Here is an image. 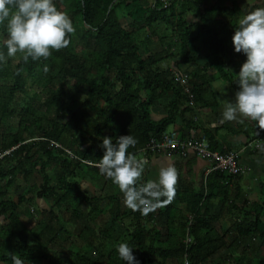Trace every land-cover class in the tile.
I'll use <instances>...</instances> for the list:
<instances>
[{
  "label": "trees",
  "instance_id": "trees-1",
  "mask_svg": "<svg viewBox=\"0 0 264 264\" xmlns=\"http://www.w3.org/2000/svg\"><path fill=\"white\" fill-rule=\"evenodd\" d=\"M204 2L56 0L57 6L70 15L74 27L85 28L76 36L88 55L78 52L74 32L69 34L66 47L53 50L46 59L29 58L25 62L23 54L18 53L0 66V264H11L8 252H17L26 264H123L117 252V245L123 241L134 247L140 264H165L174 258L183 262L185 257L190 264H205L225 246L223 238L213 231L215 218L208 213L212 200L227 201L229 184L237 177L213 171L196 191L176 166L179 177L174 198L146 215L130 208L122 210L116 196L108 198L109 205L102 207L103 198L90 197L80 186L84 176L107 178L95 166L103 155L104 136L115 140L130 133L138 143L129 151L147 156L151 152L146 147L151 142L161 143L168 128L184 112L213 106V99L205 101L209 83L199 71L187 73L194 95L193 105L188 106V97L183 87L174 82L172 71L161 67L165 61L175 57L183 64H191L200 56L201 48L207 53L205 67L214 69L218 77H227L236 87L237 80L224 71L234 58L230 38L236 25L231 27L228 38L222 37L221 28L211 25L210 20L223 13L211 7L200 14ZM188 14L200 21L188 22ZM122 18L129 23L122 24ZM161 26L165 33L160 32ZM142 33L146 35L140 39ZM152 39L161 50L150 49ZM53 82H58L59 87L50 88ZM35 89L45 93L39 103ZM169 96L172 100L165 108V117L154 121L152 108ZM56 110L65 114L67 121L52 117ZM120 117L122 124L115 129ZM256 132V137H263L262 129ZM202 133L211 149L217 150L212 132ZM50 165L58 169L55 176L49 171ZM33 175L39 177L40 184L20 193L15 201L10 198V194L22 189L18 179L28 182ZM145 175L146 171L142 181H146ZM41 200L49 201L50 206L42 209L40 216L33 211V228L24 226L22 208L35 209ZM229 204V209L236 206ZM82 206L87 210L88 225L108 212L109 227H98V243L91 238L83 247L70 244L62 254L56 249L62 248L60 241L65 238L70 241L68 223L84 218ZM253 208L257 211L256 222L247 221L246 215L235 222L240 239L252 235L261 225L259 217L264 207ZM116 223L124 226V233L105 252L104 241L111 240L108 232ZM91 251L98 254V259L89 255Z\"/></svg>",
  "mask_w": 264,
  "mask_h": 264
},
{
  "label": "crops",
  "instance_id": "crops-1",
  "mask_svg": "<svg viewBox=\"0 0 264 264\" xmlns=\"http://www.w3.org/2000/svg\"><path fill=\"white\" fill-rule=\"evenodd\" d=\"M262 2H264V0H205L204 5L200 8V14L203 13L204 8L211 7L217 8V13H223L222 16H213L210 20V24L221 28V36L228 38L231 27L237 25L238 17L255 7L261 6ZM235 12L239 14L236 15ZM225 13L228 15H224ZM187 20L188 22L198 23L200 18L188 14ZM121 22L122 24L123 22H125L124 24L129 23L127 19L123 18ZM162 31L163 27L161 26L160 32ZM232 33L233 32H231V34ZM155 42L156 39L151 40V43ZM230 42V45L233 47L232 38H230ZM166 43H168V41H166ZM156 45L160 46L158 43H156ZM198 53L200 56L191 64H183L180 59L176 58L177 60L171 65L170 71H172V73H188L184 69L180 70L177 65H184L186 70H190L191 72L199 71V74L204 76L205 81L209 83L207 93L204 94L205 101L210 102L213 99L214 102H211L213 106L196 108L195 110L184 112V114L178 117L175 123L168 128L167 133L175 132L179 138L188 139L195 137L205 138L202 132L210 131L214 136L218 151H242L244 145L257 138L256 123L247 119H244L243 122L222 120L223 105L221 101L222 99H233L238 89V84L236 87H232L227 77H225L226 79H223L221 76L218 77L219 73L214 69L209 67L206 68V51L200 48ZM237 55V52H234V58L229 64L225 65L224 69L225 72H229L236 80H238L237 74L240 66L245 60L244 54L240 56ZM166 62L167 61L164 63ZM163 64L161 65L162 68H169ZM233 78L232 81H234ZM171 100L172 97L169 96L152 108L151 117L154 121L161 120L165 117V108ZM168 155H171L175 165L179 166L180 174L186 183H192L196 191L200 189L202 184L205 185L206 178L211 173V165L209 162L194 156L190 152L184 153L183 155L159 153L146 156L142 153L138 154V156L143 157L147 162L145 168L146 180L156 177L159 167L164 166L168 162ZM239 164L245 169V173L238 176L233 180V183L229 184L231 191L229 192L227 201L221 202L220 199L211 201L208 214L210 217L215 218L213 231L215 235L223 238L225 246L218 251V254L212 260L205 264H264V213L259 217V223L261 225H258V229H256L252 235L244 239L238 238L234 227L235 222L243 219L244 215H246L247 221L251 223L256 222L257 211H254L253 207H255V205L257 207H264V139L261 150L257 151L252 148L242 151ZM86 178L93 180V186H98L92 188L91 191L90 189L87 190L82 188L80 184L82 191L86 192L90 197L103 198L102 207H107L109 205L108 198L112 196H116L120 199L121 206L123 195L113 181L110 182L105 180L107 178L97 179L91 176H86ZM90 187H92V185H90ZM111 189H113L114 192H112ZM109 191L110 193H108ZM229 203L236 206L229 209ZM181 207H184V205H181ZM183 213L185 214L186 212ZM108 214V212L104 213L95 223L101 221L103 218L106 225L109 218ZM72 221L80 220L72 219L70 222ZM94 224H92V226L90 225V229L93 231L91 237L99 236V229L98 227L95 228L96 225L94 226ZM117 224L120 223H116L115 225ZM260 230L263 233H261ZM109 236L111 239L113 238L111 233ZM181 262V260L174 258L167 260L165 264H181Z\"/></svg>",
  "mask_w": 264,
  "mask_h": 264
},
{
  "label": "clouds",
  "instance_id": "clouds-1",
  "mask_svg": "<svg viewBox=\"0 0 264 264\" xmlns=\"http://www.w3.org/2000/svg\"><path fill=\"white\" fill-rule=\"evenodd\" d=\"M0 66L9 57L22 53V59L48 58L53 50H60L70 43L69 34L75 32L70 15L61 10L56 0H0ZM234 51L243 53L244 62L237 74L238 89L233 99H222V120L256 123L264 129V2L261 6L241 15L232 36ZM44 71H48L45 65ZM137 138L132 134L102 138L103 155L97 167L101 174L118 186L124 204L143 214H148L162 203H169L175 196L179 171L171 155L159 167L154 179L142 181L147 162L130 152ZM134 247L127 241L117 245L120 260L127 264H140ZM11 264H26L17 252H8ZM184 264H190L187 257Z\"/></svg>",
  "mask_w": 264,
  "mask_h": 264
},
{
  "label": "rangeland",
  "instance_id": "rangeland-1",
  "mask_svg": "<svg viewBox=\"0 0 264 264\" xmlns=\"http://www.w3.org/2000/svg\"><path fill=\"white\" fill-rule=\"evenodd\" d=\"M152 2H153V0L148 1L149 4H151ZM124 23L125 22H123V24ZM124 25H126V24H124ZM76 28H77V31L75 30V36L73 37V43L77 47L78 52L80 54H82L83 56H87L88 55V51L83 48V45L81 44L80 39H78L77 36H76V35L79 36L81 34V31H85V28H83L82 25H76L75 29ZM145 35H146L145 33H142L140 35V39L145 38ZM166 40L170 41L169 38H167ZM156 43L157 42L151 43L150 44V49H152V50H154V49L160 50L161 49L160 46H157ZM176 60H177L176 58H172L171 60H168L163 65L166 66V67L168 66L169 69H170L171 65L173 63H175ZM177 66H178V68H180V70L184 69L186 72H191L190 70H186V67L184 65H177ZM186 72H183V73H186ZM49 87L56 89V88L59 87V83L58 82H53ZM33 93H35L36 96L38 97V103L45 96V93L42 92L40 89H35L33 91ZM29 94L31 95L32 93H29ZM55 116L57 117L58 121H60V122L67 121V119H68V117H66L65 114H63L61 111H57V110L53 111V113H52V117H55ZM122 121H123V118L120 117L117 120V123L115 125V129L119 128V126L122 124ZM57 170L58 169H57V167L55 165H50L49 171H51L53 176H55ZM18 180H19L18 183L21 185L22 189H21V191H19L16 194L14 192L12 194H10V198H12L13 200H16L20 193L28 191L30 188H31V190H34L33 188H34L35 184H37V185L40 184V181H39L40 179H39V177L37 175H33L29 179L28 182H24L23 180L20 181L21 180L20 178ZM92 183H93V180H91L89 178H86V176H84V178L80 181V184H81L82 188H85L87 190L90 189L91 191H92V188L98 186V185L93 186ZM90 185H92V187H90ZM111 191L114 192L113 189H111ZM108 193H110V191ZM121 203H122L121 204V207H122L121 209L122 210H127V206L123 202V197L121 199ZM49 205H50L49 201L46 202L44 200L43 201L41 200L40 202L39 201L36 202L35 209L30 208V210L29 209L26 210V209L22 208L23 210H21L20 213H21V221L23 222L24 226H27L29 228H33V225H34L33 224V217L30 218L31 215L34 214L33 211H35V216L36 215L40 216L42 209H46ZM80 211L84 215V218L82 220H80V221L69 222L68 225H67V228H66L67 229V235L70 238V241H67V239L65 238V241L64 240L60 241L61 244H63L62 248L60 247V248L56 249L58 252H62V254H66V252L63 251V250L67 249L68 246H70V244H75V246H77V247H83V245L88 240L90 241L91 238L95 239V241H96L95 243H98L95 237H91L92 236L91 233L93 231L90 229V225H87L88 223H87V221L85 219L86 207L85 206L80 207ZM1 220L2 219L0 218V223H1ZM91 226H92V224H91ZM96 227H101V228L106 227V228H108L109 225H105L104 220L102 218L101 221L96 223L95 228ZM124 229H125L124 226H122L120 224H117V225H114V226L111 227V229H110V231L108 233L109 234L111 233L113 235V238L111 240L104 241V243H105V247H104L105 252L109 251V249H111L114 246V244H116V239H118L124 233ZM89 255L92 256L94 259H96V258L98 259V257H99L98 254L94 255V252H92V251L89 252ZM100 261L102 262L104 260H100ZM39 264H45V263L42 262V263H39ZM181 264H182V262H181Z\"/></svg>",
  "mask_w": 264,
  "mask_h": 264
},
{
  "label": "built area",
  "instance_id": "built-area-1",
  "mask_svg": "<svg viewBox=\"0 0 264 264\" xmlns=\"http://www.w3.org/2000/svg\"><path fill=\"white\" fill-rule=\"evenodd\" d=\"M166 4L169 0H163ZM174 82L181 87L185 95L188 97V106L193 105L194 95L192 94L189 87V77L187 74L173 73ZM263 137H257L256 139L248 142L244 145L242 151L247 149L261 150L264 139ZM145 150L151 152V154L159 153H173V154H184L192 153L194 156L205 160L210 163V171H216L224 175L232 177H238L245 173V169L239 164L240 156L242 151H218L213 150L206 137L199 138H188L181 139L175 132L166 133L161 143L151 142ZM189 242V239H187ZM184 264V261L182 262Z\"/></svg>",
  "mask_w": 264,
  "mask_h": 264
}]
</instances>
